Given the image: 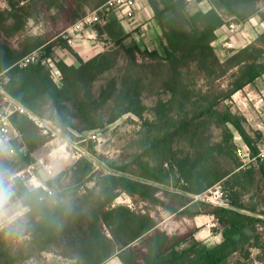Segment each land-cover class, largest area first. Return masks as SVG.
Returning <instances> with one entry per match:
<instances>
[{
  "label": "trees",
  "instance_id": "obj_1",
  "mask_svg": "<svg viewBox=\"0 0 264 264\" xmlns=\"http://www.w3.org/2000/svg\"><path fill=\"white\" fill-rule=\"evenodd\" d=\"M27 1H33L39 10L44 11L47 21L55 29L47 40L25 35V19L18 13L23 8L17 10V6ZM107 1L6 0L11 10L0 6V76L7 79L2 88L24 108V111H14L10 116L19 138L7 143V148L14 151L15 160H11L7 150L0 145V177L3 174L11 177L24 169L33 162V154L50 141L52 132L44 134L28 112L41 120H48L46 112L49 110L65 128L76 129L75 121H78L87 132L109 127L126 114L143 119L147 107L142 100V90L149 74L143 72L142 64H137V56H140L166 64L169 71L177 76L188 73L191 92L197 87V79L206 81L210 86L208 91L214 84L217 86L211 96L206 95L208 98L203 99L207 107L182 123L186 133L198 136L190 138L193 150L179 156L168 149L161 156L166 158L167 155L171 168L179 175V182L183 184L179 191L184 194V202L181 201L180 205L187 207L177 212L176 208L168 207L155 197L158 192L166 191L164 188H168L166 183L170 179L169 174L161 169L155 175L151 169L136 174L126 168L108 167V173L97 181L94 166L98 159L85 155L57 177L46 181L48 191L43 187L30 186L27 176L14 180L9 190L11 199L21 202L27 213L0 231V264H14L21 258L22 255H13L12 248L13 243L16 245L25 237L29 238L26 244L38 252L53 244L58 245L63 231L71 229L67 223L78 215L82 217L81 221H76L80 223L81 237L66 244L68 247H80L76 264H105L120 246L126 247L136 240H139L136 246L120 252L124 264H223L235 252L245 258L238 264H246L250 248L264 244V219L216 206L217 228L214 231L222 236V242L208 247L196 240L193 228L185 234H177L168 230L169 221L159 225L151 214L136 213L122 205L114 206V202L124 192L160 204L175 213L173 219L183 216L193 219L200 214L201 208L212 203L189 195L200 196L216 185L225 184L231 188L230 206L264 215V159L258 157L262 140L248 133L246 119L227 104L229 100L232 102L234 94L253 85L264 75V33L244 48L229 51L225 60L219 58L214 47L217 32L228 23V18L242 23L250 15H246L249 8L255 12L256 5L264 3V0H196L205 1L209 8L193 13L188 11L187 0H147L161 31V51L142 50L137 45L126 47L123 41H119L116 48L88 61L79 58L78 67L56 57V48L73 51L63 38L66 30ZM52 7L59 12V21L63 23L61 28L57 26L58 17L47 14ZM33 52L39 54V61L21 67L18 62ZM122 52L126 67L118 78H110L96 93V82L117 67ZM48 60L59 71L60 81L55 79ZM224 80L225 89L224 85H219ZM172 92L174 95L178 93L175 87ZM185 96L189 97V93L186 92ZM2 99L0 94V101ZM170 111L169 101L159 102L155 116L171 127L176 121L169 117ZM203 116L214 118L217 127L224 129L221 142H213L204 137L202 131L196 130L197 125L192 126ZM230 126L248 146L251 156L256 157V161L247 167H243L237 156ZM258 134L254 133L255 136ZM94 180L98 189L97 199L93 201V191L84 197L87 199L84 203H93L91 216L84 225L83 210L62 198L66 195L75 197L86 183ZM64 181H68L67 184ZM4 187L7 189L6 185ZM246 195L250 197L248 202L243 200ZM259 225L263 226L262 230H259Z\"/></svg>",
  "mask_w": 264,
  "mask_h": 264
},
{
  "label": "rangeland",
  "instance_id": "obj_2",
  "mask_svg": "<svg viewBox=\"0 0 264 264\" xmlns=\"http://www.w3.org/2000/svg\"><path fill=\"white\" fill-rule=\"evenodd\" d=\"M0 6L4 10H11V7L6 2V0L0 2ZM20 8H23V11L19 10ZM208 8L209 5L205 1H195L188 3V11L190 13H193L197 10H207ZM255 9L256 11L254 12L252 7L249 8L246 15H250H248L247 20L242 22V24H247V22L251 21L253 15H264V3L261 2L257 4ZM17 10H19L18 13L20 15L22 14L24 16V32L26 36L39 37L42 40H47L49 34L54 32L55 29L51 23L47 21L44 11L39 10L38 6L33 3V1H27L19 4L17 6ZM47 14L51 17H58L57 26L59 28L63 26V23L59 21V12L55 7L50 8ZM229 19L231 18H228L227 20ZM231 22H234V20ZM238 35L241 39L246 41V38H244L241 34V30L238 31ZM220 36H223V34ZM227 43H231L233 47H227ZM234 43L235 42L232 41V38L226 39L225 41H223L221 37L218 39L217 32V40L214 43V47L221 60L226 59L229 51L240 49L236 47L237 45L234 46ZM126 64V59L122 52L121 59L117 67L112 72L102 76L96 82L95 92L98 93L100 87L105 85V83L110 78H118L119 74H121L120 71L124 70ZM137 64H142L144 67L143 72L145 74H149L144 83L145 87L142 90V100L147 107L146 115L143 117V119H140L133 114L124 115L109 127L102 128L101 132L103 135L101 136L100 141L88 139L87 135L85 134L87 131L82 125L78 123V121H75L77 126L76 129L65 128L59 123L57 116L51 115L50 111L47 109L48 111L46 112V115L48 120L46 121L50 127L56 131L57 134L52 132L49 144L46 145L44 151V153L48 155L46 158H48V160L50 159L49 162L53 170V175H47L46 179L48 181L58 176L56 169L58 166L57 164H60L61 162L74 163L85 155L93 156L98 159V161H95L94 166V174L97 181H99L108 173V167L113 169L126 168V170H132L136 172V174H143L144 171H150L151 169L155 175L157 170L161 169L163 172L169 174L170 179L166 183L168 188H164L166 191L158 192L155 197L168 207L176 208V206L179 205L177 203L178 201L175 199L177 194L170 188L181 189L183 184H180L179 175L171 168L170 159L167 158V155L166 158L165 156H161L168 149L169 151L171 150L172 152L177 153L179 156H183L185 153H189L193 150L190 147V144L192 143L190 138L198 136H192L191 132L186 133L181 127L182 123L197 115L202 108L207 107V102L203 101V99L208 98L206 95L211 96L213 91L216 90L217 86L214 84V86H211L212 89L208 91L207 88L209 85L207 86L206 81L204 82L200 79H197V87L194 92H191V78L189 77L188 73H184L182 76H177L169 71L166 64L156 63L147 58L143 59L140 56H137ZM219 85L221 87L224 85L223 89H225V80L221 81ZM173 87H175L178 91L176 95H174L172 92ZM262 89L263 88L261 87L255 88L254 95H250L248 100H243V98L245 96L247 97L248 94L244 91V96H242L241 93L234 95L235 97L233 96V103L230 102V100L227 101V104L231 105L232 109L235 112L241 114V116H243L245 119L246 116L243 114V112L247 115L249 113H255V128H259L258 126H260V129L252 128L247 119L245 126L248 130V133L252 137H255V139L259 137V140H262L259 142L260 150H264V112L261 109L262 107L264 108V102L261 101L262 93L260 91ZM186 92L189 93V97L185 96ZM234 100L237 102L240 101V103L238 104ZM168 101L171 103L169 117L176 121V123L171 127L166 126L164 124L165 122L161 123L155 116V110L157 107H159V102ZM6 107H8V102L2 99L0 101V112ZM194 124L198 126L196 129L198 132L199 130L202 131L204 133V137L210 138V140L213 142H218V140L224 139V129L217 127L214 118H207L206 116H203L199 119H196L192 126H194ZM229 128L235 133V135L237 134L231 126ZM177 130L179 131L177 132ZM255 132L259 133L258 136L254 135ZM45 134H47V132H45ZM13 136L14 135L12 132H10V134L7 136H0V145L7 150L11 160H15L14 151L11 152L10 149L7 148V143L12 139H16ZM236 137L237 139H234V143L238 147L244 141L240 136L236 135ZM16 173H14L11 177L6 176L5 174L0 177V181H2L3 186L6 185L8 190H10L14 180L23 178L18 176ZM159 174L157 175L158 179L160 176ZM67 182L68 181H64L65 184H67ZM28 184L32 187L34 186L30 182H28ZM96 188L97 184L94 180L86 183V185L78 191L75 197L72 198L69 195H66L62 198L66 203L73 202L76 204V206L83 210V213L81 214H85V220L82 221L84 222V225H87V221L89 220L93 209V203H84L87 200L84 197L93 191L95 192L93 201H96V196L98 194V189ZM230 191V186L219 184L209 189L202 196H209L218 201L220 198L229 199ZM249 198L250 197L248 195L244 196V202H248ZM14 203L15 200H12L10 195L3 209H0V231L15 221L23 218V216L18 217V214H16L17 210L20 208L18 205H14ZM114 203L116 205L126 206L133 211L151 214L158 220L166 219L170 213V211L154 201H150L149 199L142 198L137 195L130 196L124 192L120 193V196L115 200ZM216 206L218 205H206L204 208L200 209L199 215L215 214L217 210ZM15 217L18 219L10 222ZM81 220L82 217L78 215L75 216L71 222L67 223L70 225L71 229L63 231L60 236V241L57 245L58 247L63 248L68 243L67 241L73 238L77 239L81 237V228L79 227L80 223H76V221L79 222ZM180 220L181 218L179 217H175L174 219L170 220L167 224V228L173 230L176 226H178L177 224L182 226L180 225ZM191 228L194 229L192 231H197V229H195L193 226ZM28 240L29 238L25 237L21 241L15 243L16 245L13 243V255L23 256H21V258H19L14 264H28L31 259H35L39 264H74V260L68 258H59L55 255V253L34 251L31 246L26 244V241ZM20 245H22V247ZM256 257L259 259L258 254Z\"/></svg>",
  "mask_w": 264,
  "mask_h": 264
},
{
  "label": "crops",
  "instance_id": "obj_3",
  "mask_svg": "<svg viewBox=\"0 0 264 264\" xmlns=\"http://www.w3.org/2000/svg\"><path fill=\"white\" fill-rule=\"evenodd\" d=\"M139 5L140 8L138 11V16L135 20L127 21L125 16L123 15V11L115 10L110 12L106 20L101 23H97L92 26H85L78 29L75 28L74 26L68 28L70 32H73L72 34L73 43L70 46L73 51L70 52L62 48H56L54 50L55 56L60 58L70 66L78 67L79 58L82 59L83 61H88L105 51L116 48V44L119 41H123V45H125L126 47L137 45L142 50L160 51L161 31L156 21L154 20V14L150 6L148 5L147 0H139ZM240 30L242 31V35L244 34V36L246 37V41L239 37L238 31ZM263 33H264V15L261 16L256 14L253 15L251 21L247 22V24H241L239 27H237L236 31H231L229 27L226 25L222 26L218 30V39L219 37H221V39L225 41L226 39L232 38V41L235 42L234 46L237 45L236 47L238 48H244L245 46L253 43L256 37ZM221 34H223V36H220ZM52 72L55 79L57 81H60L59 73L56 72L55 70H53ZM258 87L263 88L262 90H260L261 93L264 92V75L259 79H257L253 85L246 86L244 90L239 91L234 95L241 93V95L244 96L243 94L245 91L248 94L247 97L245 96L243 98V100H248V97L250 98V95H254L255 88ZM237 103L239 104L240 101ZM261 109L264 112V108L262 107ZM243 114L246 116V119L252 128L260 129V126H258L259 128H255L256 126L254 123L256 119L254 118L255 115L254 112L252 114L249 113L248 115L243 112ZM233 134L235 140L237 139L236 135L240 136L238 133L235 135V133L233 132ZM221 141L222 139L218 140V143ZM47 144H49V142H47ZM46 145L40 151L33 154L34 159L48 156L44 153ZM72 164L73 163H66V162H61L60 164H57L58 165L56 167L57 174L59 175L61 172H63L66 168H68ZM46 177L47 174L44 171H41L37 179L35 180V184L33 187L34 188L46 187L45 184V182L47 181ZM174 190L179 191V189H174ZM175 193L177 194L175 196L176 197L175 199L178 201L177 203L179 204L178 206H176V209L178 210L177 212H180L187 207V206L182 207L180 205L181 201L184 202L182 198L184 194L180 192H175ZM14 205H18L20 208L19 210H21V211L17 210L16 214H18V217H22L27 213V208H25L21 204V202L15 201ZM115 205L116 204L114 203V206ZM135 212L143 213L137 211ZM151 216L157 219L155 216L153 215ZM174 216L175 213L170 212L166 219L162 221L157 219V221L159 222V225H162L163 223H166L167 221L173 219ZM16 219L18 218L15 217L10 222H13ZM179 222L180 225L182 226H179V224H177L178 226H176L173 229V232L177 234H185L193 226L195 229H197V231L194 234V237L196 238V240L200 241L206 246L213 247L222 242V236L218 232L214 231L217 228L214 214L197 215L196 217L193 218V220L187 216H183L181 217V220ZM259 226H260L259 230H262L263 226L262 225ZM168 230L171 231L172 229L168 228ZM138 241L139 240L131 242L126 247H123V245L120 246L114 254L108 257L105 264H124L119 256L120 252L126 250L128 247L136 246L138 244ZM56 246H57L56 244H53L49 247L48 250L42 252L55 253V255L59 258L72 259L74 260V264L77 263L76 260L79 258L80 247L73 248L65 245L63 248L57 246L58 248L57 249ZM249 251H250L249 258H251V256L254 253L256 255L257 254L259 255V259L257 257H255V259L259 261H264L263 243L258 246H252ZM244 260L245 258L239 252H235L231 256H229L228 259L223 264H238V263H242Z\"/></svg>",
  "mask_w": 264,
  "mask_h": 264
},
{
  "label": "built area",
  "instance_id": "obj_4",
  "mask_svg": "<svg viewBox=\"0 0 264 264\" xmlns=\"http://www.w3.org/2000/svg\"><path fill=\"white\" fill-rule=\"evenodd\" d=\"M195 1L196 0H187V2H195ZM139 8H140L139 0H108L105 4H103L99 8L95 9L94 11L82 17L71 27L74 26L75 28L78 29V28H82L85 26H92L94 24L101 23L106 20L110 12L115 11V10L123 11V15L125 16L127 21L135 20L138 16ZM232 20L233 18L227 20L229 24H226V26H228L230 30L236 31L237 27H239L242 23L235 24V22H231ZM72 34L73 32H70L69 29L66 30V32L63 34V38L68 42L70 46L73 43ZM241 34H242V31H241ZM242 36L246 38L244 34ZM226 46L229 48L233 47L231 43H227ZM39 59H40L39 54L37 52H33L27 55L26 57H24L22 60H20L18 64L21 67H26L27 65L31 63L38 62ZM48 64L52 68V71L55 70L56 72L59 73V71L57 70V68L55 67L54 63L51 60H48ZM59 76H60V73H59ZM60 80H61V76H60ZM6 82H7V79L4 78L3 76H0V89H3L2 85L5 84ZM0 94L2 93L0 92ZM3 99L8 102V107L3 108V111L0 112V136H7L10 134V132H12L15 138H19L18 132L11 125L10 116L14 111H17V110L24 111V108L15 104L11 99H9L8 97L4 95H3ZM261 101L262 102L264 101V92H262ZM30 117L36 122V124L40 128L43 129L44 134L45 132H47L48 134V131L56 133V131H54V129L50 127V125L47 123L46 120H41L31 114H30ZM85 134L87 135L88 139H92L94 141L95 140L100 141L101 136L103 135L101 130L90 131ZM10 151L13 152V150H10ZM236 153L240 161L242 162L243 167H247L256 161V157L251 156L250 149L244 142L241 143L237 147ZM258 157L264 159V150H260ZM41 171H44L47 175H50V176L53 175L52 167L50 165L49 160L46 157H40V158L34 159L33 162H31L23 170L18 172L17 175L20 177L27 176L29 178V182L34 185L35 180L37 179L38 174ZM43 188L48 191L47 187H43ZM216 202L223 204V206L221 207L230 206V200L228 198H220V200ZM252 256L246 261V264H264V261H259L255 259L256 254L253 253ZM28 264H39V263L35 259H31Z\"/></svg>",
  "mask_w": 264,
  "mask_h": 264
},
{
  "label": "water",
  "instance_id": "obj_5",
  "mask_svg": "<svg viewBox=\"0 0 264 264\" xmlns=\"http://www.w3.org/2000/svg\"><path fill=\"white\" fill-rule=\"evenodd\" d=\"M0 92L8 97L9 99H11L15 104L19 105L16 101H14L12 98H10V96H8V94L3 90V89H0ZM21 106V105H19ZM22 107V106H21ZM29 114H31L30 112H28ZM32 115V114H31ZM48 126V125H47ZM49 127V126H48ZM50 128V127H49ZM148 183H152V182H148ZM156 186H161L157 183H152ZM164 187V186H162ZM172 191H175V192H180L182 193L181 191H178V190H174V189H171ZM191 198H194V199H200L202 201H205V202H208V203H212L214 205H218V206H223V204L219 203V202H216L214 201L212 198L208 197V196H195V195H189ZM225 208H229V209H232V210H236L240 213H243V214H246V215H250V216H255V217H258V218H261V219H264V215L262 214H259V213H253V212H250V211H247V210H244V209H240V208H237V207H234V206H225Z\"/></svg>",
  "mask_w": 264,
  "mask_h": 264
},
{
  "label": "clouds",
  "instance_id": "obj_6",
  "mask_svg": "<svg viewBox=\"0 0 264 264\" xmlns=\"http://www.w3.org/2000/svg\"><path fill=\"white\" fill-rule=\"evenodd\" d=\"M10 195H11L10 191L6 189L3 186L2 181H0V209H3Z\"/></svg>",
  "mask_w": 264,
  "mask_h": 264
}]
</instances>
